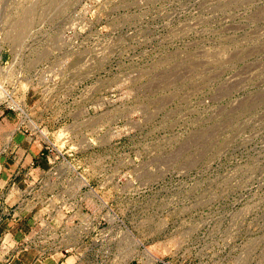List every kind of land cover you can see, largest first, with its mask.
<instances>
[{"label":"rangeland","instance_id":"1","mask_svg":"<svg viewBox=\"0 0 264 264\" xmlns=\"http://www.w3.org/2000/svg\"><path fill=\"white\" fill-rule=\"evenodd\" d=\"M0 99L47 134L36 242L264 264V0H0Z\"/></svg>","mask_w":264,"mask_h":264},{"label":"crops","instance_id":"2","mask_svg":"<svg viewBox=\"0 0 264 264\" xmlns=\"http://www.w3.org/2000/svg\"><path fill=\"white\" fill-rule=\"evenodd\" d=\"M41 136L17 130L0 112V264H86V242L81 239L86 230H66L61 244L36 242L38 234L56 231L36 229L45 219L40 209L33 208L36 200H31L37 194L43 201V175L49 168ZM47 199L51 202L47 213L54 209L47 219L57 222L59 208Z\"/></svg>","mask_w":264,"mask_h":264},{"label":"built area","instance_id":"3","mask_svg":"<svg viewBox=\"0 0 264 264\" xmlns=\"http://www.w3.org/2000/svg\"><path fill=\"white\" fill-rule=\"evenodd\" d=\"M3 90L5 92V96H2L3 97L2 99L6 100V103L9 104L10 107H13V106L17 107L18 104L16 106L14 98L9 94V91L6 90V89H3ZM1 101L2 100L0 99V102ZM24 119H25V117H20L19 121H17L16 128L23 127V131H28L29 133L37 132V133H40L42 135L45 134L40 128L37 127L36 124H33L32 126H28V128H30V129H28L27 127L23 126L22 123H24ZM161 264H166V263H161Z\"/></svg>","mask_w":264,"mask_h":264}]
</instances>
